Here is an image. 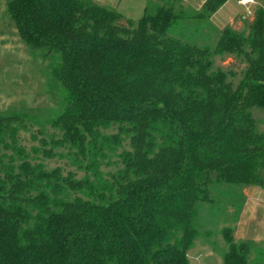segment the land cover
<instances>
[{
	"label": "trees",
	"instance_id": "16d2710c",
	"mask_svg": "<svg viewBox=\"0 0 264 264\" xmlns=\"http://www.w3.org/2000/svg\"><path fill=\"white\" fill-rule=\"evenodd\" d=\"M226 1L190 17L209 20ZM1 17L59 87L57 142L82 153L116 124L102 145L129 134L131 149L99 186L24 160L15 172L0 164V264H189L201 205L221 185L264 189V132L250 112L264 109V0L246 35L225 27L212 46L172 36L186 16L168 3L147 5L135 24L93 0H3ZM224 53L246 63L235 87L211 70ZM221 234L224 264H249L250 241L231 226Z\"/></svg>",
	"mask_w": 264,
	"mask_h": 264
},
{
	"label": "rangeland",
	"instance_id": "374dc122",
	"mask_svg": "<svg viewBox=\"0 0 264 264\" xmlns=\"http://www.w3.org/2000/svg\"><path fill=\"white\" fill-rule=\"evenodd\" d=\"M93 1L116 10L123 17V22L131 20L133 24L142 17L147 5L173 4L174 10L186 17L180 20L171 35L197 46H212L225 27L246 35L248 23L262 0H255V4L247 7L238 5L237 0H227L209 20L204 21L190 17L200 11L203 0H185L183 3L178 0ZM2 10L3 0H0V13ZM1 19L0 16V118H7V121L0 123V164L12 167L15 172L24 160L45 171L58 168L61 176L86 179L95 186L110 182L113 175L123 169L120 154L131 149L130 135L124 134L119 144L102 145V138L110 137L118 128L116 124L99 128L98 139L90 143L86 141L82 153L76 146L57 142L61 131L51 120L61 96L59 87L46 74L47 61L26 51L13 29ZM211 62L212 71L230 73L229 81L233 87L243 77L246 63L241 56L224 53L213 56ZM250 112L257 130L264 132V109L253 107ZM12 116L17 118L11 120ZM231 188L221 185L219 194L214 196L215 201L201 205L198 236L187 250L189 264H224L222 257L227 245L221 229L235 226L236 203L243 200L242 188ZM67 191L69 198L74 193L80 194ZM250 195H253L251 200ZM50 197H54L52 193ZM55 197L59 198L61 194L57 193ZM236 228L237 238L248 237L257 242V256L252 252L249 264H264V191L258 189L248 195Z\"/></svg>",
	"mask_w": 264,
	"mask_h": 264
},
{
	"label": "crops",
	"instance_id": "0c3cea01",
	"mask_svg": "<svg viewBox=\"0 0 264 264\" xmlns=\"http://www.w3.org/2000/svg\"><path fill=\"white\" fill-rule=\"evenodd\" d=\"M179 1H181V3L185 2V0H179ZM205 1L206 0H203L200 3V9H201V6L203 5V3ZM2 11L0 13V16L2 15ZM1 20H3V19H1ZM2 22H4V21H2ZM258 189H261L262 191H264V189L261 188V187H259V186H247V187L241 189L242 190L241 195H242V197H244V201H243V205L241 207L240 212L238 213L237 217L235 218V220H236L235 221V226H233L235 239H237V240H248V241H250L251 250H250V253L248 255V261L250 259V255L252 254V252H253V254H255L254 256H257V250H256V245H257L256 243L257 242L253 238H251V239H249L248 237L247 238H237L236 237V229H237L236 226L239 224L240 219L242 218V215H243V212H244V209H245V205L247 204L248 195L251 194L252 192L257 191ZM251 196H253V195H250V200H251Z\"/></svg>",
	"mask_w": 264,
	"mask_h": 264
},
{
	"label": "built area",
	"instance_id": "2783aa9c",
	"mask_svg": "<svg viewBox=\"0 0 264 264\" xmlns=\"http://www.w3.org/2000/svg\"><path fill=\"white\" fill-rule=\"evenodd\" d=\"M238 5L247 7L251 4H255V0H237ZM264 19V18H263Z\"/></svg>",
	"mask_w": 264,
	"mask_h": 264
}]
</instances>
